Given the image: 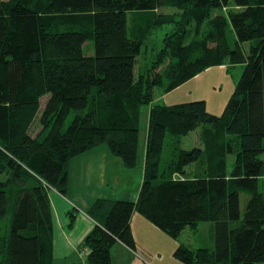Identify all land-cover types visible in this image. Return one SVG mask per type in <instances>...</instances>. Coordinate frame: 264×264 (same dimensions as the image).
Instances as JSON below:
<instances>
[{
  "label": "trees",
  "instance_id": "trees-1",
  "mask_svg": "<svg viewBox=\"0 0 264 264\" xmlns=\"http://www.w3.org/2000/svg\"><path fill=\"white\" fill-rule=\"evenodd\" d=\"M131 11L151 14L150 28L173 27L138 75L144 37ZM223 64L244 69L222 114L205 99L156 102L157 88L170 92ZM147 106L139 197L93 204L97 222L81 243L88 264H112L118 241L135 247V211L176 239L215 223L213 248L179 241L174 256L184 264L264 263V0H0V264L53 263L50 190L66 194L71 158L101 144L135 168ZM197 128L203 146L182 147Z\"/></svg>",
  "mask_w": 264,
  "mask_h": 264
},
{
  "label": "crops",
  "instance_id": "crops-1",
  "mask_svg": "<svg viewBox=\"0 0 264 264\" xmlns=\"http://www.w3.org/2000/svg\"><path fill=\"white\" fill-rule=\"evenodd\" d=\"M224 65L226 64L221 66ZM184 84L170 92L161 90V93L169 94L180 89ZM187 98L194 100L200 96L188 94ZM207 106L210 109L209 101ZM148 132L149 128L142 143L140 134L139 159L135 168L126 167L121 158L111 154L106 144L98 145L71 158L67 193L63 194L55 188L50 190L54 218L52 264H88L81 243L96 225L97 221L90 215L89 210L98 199H138L145 177ZM199 137L201 139V130ZM183 138L184 136L181 138V145ZM171 139L173 143L174 137L171 136ZM191 167L193 165L189 166ZM71 212L75 214L72 227H70ZM131 224L135 247L132 248L122 241L115 243L112 248V264H184L174 256L181 235L178 239L172 237L139 211L134 212ZM210 225L215 230V226ZM185 243L193 248L200 247Z\"/></svg>",
  "mask_w": 264,
  "mask_h": 264
},
{
  "label": "rangeland",
  "instance_id": "rangeland-1",
  "mask_svg": "<svg viewBox=\"0 0 264 264\" xmlns=\"http://www.w3.org/2000/svg\"><path fill=\"white\" fill-rule=\"evenodd\" d=\"M179 10L174 7H163L159 13L162 14H175L178 13ZM153 16L151 14L146 15H135V12L131 11L128 13V20L131 24L132 28H139L142 30V34L144 37V44L142 48V52L137 58V64L135 67V71L138 75L139 72L147 71L151 64H154V60L156 59L158 52L162 49L164 45V38L167 33L172 30L171 26H155L149 27L148 23L152 21ZM143 21V23H142ZM149 30H147V28ZM192 34L189 39L194 37V24L188 25ZM91 42V41H90ZM93 43L87 44L86 52L88 54L94 53V45ZM244 67L243 65L237 64L236 66H232L230 64H226L224 66H215L210 69L204 71L201 75H196L192 79L186 81V83L178 90H175L169 94H162L161 90L157 88L156 91V102L158 103H166V104H174L179 102L191 101L187 100L188 94H196L199 95L198 99H205L207 102L209 101V111L215 114H222L234 93L237 83L240 79ZM50 94H46L42 97V108L37 116V119L33 125L32 131L34 134H38L42 129V124L40 122V118L42 112L46 106L47 100ZM197 100V99H194ZM149 110L150 108H143V117L141 124V143L144 141L146 133L149 128ZM200 128L192 131L188 136H184L182 141V146L191 149L195 146H202V141L199 137ZM171 136H167V144L165 146V155L167 157L170 156L171 150L173 149ZM264 157V154H263ZM234 161V155L229 156V166L232 167ZM5 175L1 176L0 179H5ZM263 189V186H261ZM249 194L242 193L241 201H242V209L244 210L246 203L248 201ZM214 225V222H202L198 231L191 230L187 228L180 237V241H185L193 246H203V247H212L215 242V230L211 225ZM264 264V263H259Z\"/></svg>",
  "mask_w": 264,
  "mask_h": 264
}]
</instances>
